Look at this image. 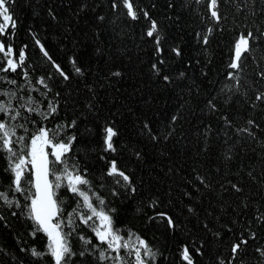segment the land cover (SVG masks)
<instances>
[{"label":"trees","instance_id":"trees-1","mask_svg":"<svg viewBox=\"0 0 264 264\" xmlns=\"http://www.w3.org/2000/svg\"><path fill=\"white\" fill-rule=\"evenodd\" d=\"M40 136L59 264H264V0H0V264H57Z\"/></svg>","mask_w":264,"mask_h":264},{"label":"water","instance_id":"water-1","mask_svg":"<svg viewBox=\"0 0 264 264\" xmlns=\"http://www.w3.org/2000/svg\"><path fill=\"white\" fill-rule=\"evenodd\" d=\"M50 167V160L46 155L38 156L33 164L37 191V202L33 208L35 218L42 229L48 234L56 232L59 234V247L55 254L56 262L59 264L63 243L58 227L54 224L57 218V208L50 181Z\"/></svg>","mask_w":264,"mask_h":264},{"label":"rangeland","instance_id":"rangeland-1","mask_svg":"<svg viewBox=\"0 0 264 264\" xmlns=\"http://www.w3.org/2000/svg\"><path fill=\"white\" fill-rule=\"evenodd\" d=\"M245 47H246V42H241L240 46L238 47L237 53H236V60L239 58V56L241 55V53L245 49ZM46 139H45V137L40 136L37 139H35L34 142L32 143L31 159L34 161V163H35V160L38 156L46 155V154H42L43 148H46V146H47ZM67 149H68V147H66V146H63L60 149H55L56 156L59 157L63 153V151H65ZM102 217L104 218V224H105L104 225V231H101L98 234V236L101 240H108L112 236V231L110 229L107 218L104 216H102ZM49 236L53 239L54 245H55V248L57 251V249L59 247V234L57 232L53 233V234L50 233Z\"/></svg>","mask_w":264,"mask_h":264}]
</instances>
